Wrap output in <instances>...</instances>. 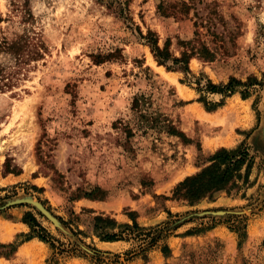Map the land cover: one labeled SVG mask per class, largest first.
Instances as JSON below:
<instances>
[{"label":"rangeland","instance_id":"1","mask_svg":"<svg viewBox=\"0 0 264 264\" xmlns=\"http://www.w3.org/2000/svg\"><path fill=\"white\" fill-rule=\"evenodd\" d=\"M108 1L0 0V67L8 84L0 89V264H264V93L258 104L260 126L254 129L255 94L243 99L235 92L207 111L200 97L218 101L221 96L201 93L194 83L200 78L225 84L230 76L245 80L250 74L264 80V0L198 3L200 15H209L213 7L221 16L215 30L222 42L204 27L195 29L188 18H159L157 0H121L128 3L134 24L123 22ZM134 25L143 33L155 31L160 46L169 37L174 56L183 49L179 38H193L199 31L197 37L216 51L215 58L193 56L188 74L168 71L141 43ZM21 39L28 44L18 57L7 45ZM116 49L115 57L95 61L96 54ZM34 50L41 56L35 59ZM140 93L148 102L141 110L161 116L181 135L170 134L166 126L137 127L131 102ZM125 124L132 129L130 138ZM243 141L255 155L250 184L239 182L240 189L192 206L170 199L174 186L198 172L206 156ZM6 158L9 170L19 169V174L5 172ZM97 187L101 198L72 200ZM8 200L15 204L5 205ZM83 208L112 217L117 225L132 224L133 214L144 232L175 222L163 240L143 252L138 250L141 240L80 236L103 252L100 263L83 246L85 256L60 253L36 237L26 240L25 211L67 243L70 232L58 217L67 221ZM237 214L245 220L242 237L223 222ZM87 223L82 215L71 228L86 230Z\"/></svg>","mask_w":264,"mask_h":264},{"label":"trees","instance_id":"2","mask_svg":"<svg viewBox=\"0 0 264 264\" xmlns=\"http://www.w3.org/2000/svg\"><path fill=\"white\" fill-rule=\"evenodd\" d=\"M201 2L202 0H157L156 12L159 18H167L169 16L178 19L188 18L189 20H192V24L195 29L204 27L209 35L213 36L215 39L220 37L221 39L217 40L222 42L221 35H219L215 30L217 23L222 19L221 16L213 7H209V15H200L197 9V4ZM127 4L128 3L126 1L121 0L108 1V5L115 7V10L122 18L123 22L129 21L134 24L131 16L128 14ZM208 6H211V2ZM204 9H207V1H205ZM191 11L192 17L190 16ZM134 29L137 32L139 40L142 41L141 43L148 46L150 49L156 63L164 66L168 71H182L184 74H188L190 72L189 61L193 56H197L204 61H213L215 58L216 51L206 45L203 41H200L197 37L199 31H194L195 37L193 38H179L178 43L183 49L179 56H174L169 49V37H167L164 44L160 46L159 37L155 31L147 28L146 32L143 33L137 25H134ZM27 44L28 41L26 42L25 39H21L13 43H8L7 47L12 49L13 53L19 57L26 52L27 49L25 48L27 47ZM115 53H119V49H116L114 52H108L107 54H96L94 58L96 62H102L103 60L115 57ZM32 54L34 58L41 56L38 50L32 51ZM5 77V72L3 71V68L0 67V89L2 86H8L7 82H4ZM194 83L197 85L195 89L201 93L219 94L221 96L218 101H209L205 98V96L200 97V101L203 102L207 111H214L218 107L222 106L225 98L231 96L235 92L240 93L243 99L255 94L256 97L252 105L257 113V124L254 129L260 126L261 112L258 104L260 102V94L262 96L264 93V80H259L255 75L250 74L245 80H240L234 76H230L225 84H215L209 79L202 82L200 78H197ZM147 103V97L145 94H136L132 98L131 109L136 111L138 116L137 127H140L143 124L149 125V127L157 125L156 127L159 126L160 128H164L166 126L170 134L181 135V133L178 132L173 125L164 124L161 116L153 115L147 111L143 112L140 107L146 106ZM124 127H126L124 131L127 138H130L133 135L132 129L128 128L126 124ZM249 135L250 133L248 136ZM260 150L261 153L264 154V148L262 145ZM254 159L255 155L250 152V146L244 141L239 147L234 149L221 147L205 157L203 163L199 165L202 167L198 172L193 175L186 176L174 186L170 199L185 201L192 206L204 198L213 201L215 196L221 192L229 194L233 188L240 189L241 187L239 182H242L243 185L250 184L249 174L250 169L255 163ZM4 166L6 173H20L19 169L15 171L9 170L10 165L8 158H6ZM243 167L245 168V171L242 173ZM41 189L42 188H39V190ZM102 194L103 192H101V190L97 187L90 191L83 190L76 193L72 200L79 198L95 200L101 198ZM167 213L171 216V212L167 211ZM72 215L73 218H70L67 221L58 217L61 223L65 225L70 232V236L66 235L68 237V241L65 243L51 234V232L41 224L32 211H25L21 220L29 228L26 240L36 237L39 240L48 243L53 249L58 250L60 253L71 252L85 256L88 252L81 247L83 246L92 251L90 255L91 259L100 263L103 261V252L87 244L80 236L88 237L95 234L104 241H115L118 239L141 240V244L138 245V250L143 252L151 245L163 240L167 236L168 232L173 230L171 224L175 222V220H169L161 226L158 224L153 227H149L148 231L144 232L145 228L138 225L133 214H130L132 224L122 225H117L114 218L102 213H96L90 208H83L82 212L79 214L72 212ZM82 215L88 221L87 224H84L87 229L80 230L77 227L71 228L72 223H76L77 225V222L81 221ZM223 222L228 224L230 230L235 231L241 237L244 236V229L246 225L243 215H227ZM206 227L208 229L212 228L213 224ZM115 228L119 229L115 231ZM193 230L194 229L191 231ZM168 251V246L164 244L162 246V252L166 254Z\"/></svg>","mask_w":264,"mask_h":264},{"label":"water","instance_id":"3","mask_svg":"<svg viewBox=\"0 0 264 264\" xmlns=\"http://www.w3.org/2000/svg\"><path fill=\"white\" fill-rule=\"evenodd\" d=\"M262 133H264V124L262 125ZM11 204H15V202H14V200H8L6 203H5V205H11ZM35 204V206L38 208V210L43 214V215H45V216H50V214H49V212L42 206V205H40L39 203L37 204V203H34ZM208 212H210V211H208Z\"/></svg>","mask_w":264,"mask_h":264},{"label":"bare ground","instance_id":"4","mask_svg":"<svg viewBox=\"0 0 264 264\" xmlns=\"http://www.w3.org/2000/svg\"><path fill=\"white\" fill-rule=\"evenodd\" d=\"M159 68V67H158ZM163 74H165L164 72H163ZM165 75H167V74H165ZM220 139V138H219ZM209 141H212V140H209ZM222 141H224L223 139H222ZM225 141H226V139H225ZM224 141V142H225ZM218 142H219V140H218ZM223 142V143H224ZM206 143H207V141H206ZM209 143V142H208ZM213 143V142H212ZM221 143V142H220ZM206 146V145H205ZM210 145H208V147H209ZM214 146V145H213ZM212 146V147H213ZM110 244V243H109ZM32 251H33V253H35V254H38V253H42V251H41V249L40 248H32Z\"/></svg>","mask_w":264,"mask_h":264}]
</instances>
